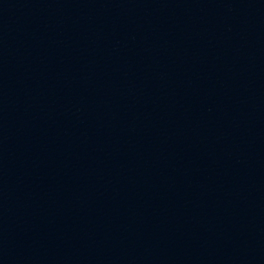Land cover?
<instances>
[{
  "label": "water",
  "instance_id": "obj_1",
  "mask_svg": "<svg viewBox=\"0 0 264 264\" xmlns=\"http://www.w3.org/2000/svg\"><path fill=\"white\" fill-rule=\"evenodd\" d=\"M0 264H264V0H0Z\"/></svg>",
  "mask_w": 264,
  "mask_h": 264
}]
</instances>
